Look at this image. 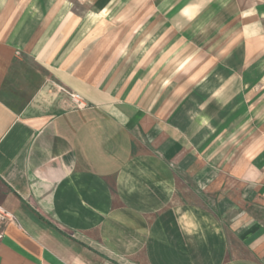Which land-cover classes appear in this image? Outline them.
I'll return each instance as SVG.
<instances>
[{
  "label": "crops",
  "instance_id": "1",
  "mask_svg": "<svg viewBox=\"0 0 264 264\" xmlns=\"http://www.w3.org/2000/svg\"><path fill=\"white\" fill-rule=\"evenodd\" d=\"M263 71L264 0H0V264H264Z\"/></svg>",
  "mask_w": 264,
  "mask_h": 264
},
{
  "label": "rangeland",
  "instance_id": "2",
  "mask_svg": "<svg viewBox=\"0 0 264 264\" xmlns=\"http://www.w3.org/2000/svg\"><path fill=\"white\" fill-rule=\"evenodd\" d=\"M258 76V75H257ZM251 84H249V95H246L244 98V103L248 104V108L251 111L248 112H240L239 116L237 115V118H242L243 113L246 115H251V127L244 128V130H240V132H237V134L242 133L243 131L247 130L248 133L256 134V132L259 130V125L263 122L264 123V71L261 75H259L257 78H254L251 80ZM228 128H226L224 131H227ZM234 128H231L233 130ZM222 132V133H223Z\"/></svg>",
  "mask_w": 264,
  "mask_h": 264
},
{
  "label": "built area",
  "instance_id": "3",
  "mask_svg": "<svg viewBox=\"0 0 264 264\" xmlns=\"http://www.w3.org/2000/svg\"><path fill=\"white\" fill-rule=\"evenodd\" d=\"M72 98L76 103L82 104L81 97L77 94H73ZM15 218L9 212H7L4 208L0 207V242L4 235L3 227L10 222H14Z\"/></svg>",
  "mask_w": 264,
  "mask_h": 264
}]
</instances>
